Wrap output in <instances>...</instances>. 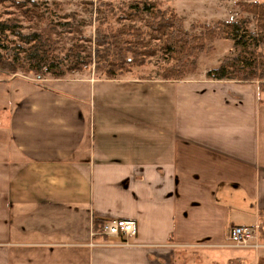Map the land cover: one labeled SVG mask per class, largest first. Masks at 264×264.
<instances>
[{
	"label": "crops",
	"instance_id": "obj_1",
	"mask_svg": "<svg viewBox=\"0 0 264 264\" xmlns=\"http://www.w3.org/2000/svg\"><path fill=\"white\" fill-rule=\"evenodd\" d=\"M210 69L1 79L0 264H264L228 240L264 219V91ZM114 218L129 244H91Z\"/></svg>",
	"mask_w": 264,
	"mask_h": 264
},
{
	"label": "trees",
	"instance_id": "obj_2",
	"mask_svg": "<svg viewBox=\"0 0 264 264\" xmlns=\"http://www.w3.org/2000/svg\"><path fill=\"white\" fill-rule=\"evenodd\" d=\"M105 3H101L104 5ZM5 10L0 13V77L2 80L18 72L36 75L51 74L62 78L66 72L80 70L88 65L92 54L95 70L105 78H117L133 67L145 64L146 57L153 56L157 48L149 47L150 41L157 42L158 50L175 60L162 70L161 79H182L196 69V59L203 52L206 42L216 38L232 41L236 53L226 56L220 64L208 70L206 77L214 80L257 81L259 90L264 91V2L238 0L242 12L251 15L255 31H250V20L217 21L199 36L191 35L183 26L181 18L173 11L161 9L153 0L134 1L127 7L124 17L128 20L145 19L148 27L145 40L139 28L120 27L116 30L102 27L100 21L94 31V48L78 28H72L67 18L74 14L60 15L64 20L48 17L47 8L35 0H0ZM6 14V18H2ZM29 22L36 29L24 33L22 22ZM75 30L79 40L64 49L61 40L65 33ZM259 238L264 239V219L259 214L257 226ZM232 264V263H230Z\"/></svg>",
	"mask_w": 264,
	"mask_h": 264
},
{
	"label": "rangeland",
	"instance_id": "obj_3",
	"mask_svg": "<svg viewBox=\"0 0 264 264\" xmlns=\"http://www.w3.org/2000/svg\"><path fill=\"white\" fill-rule=\"evenodd\" d=\"M20 1V0H18ZM47 8L48 17L54 20H64L60 17L63 14H74L73 17L67 18L72 24V28H78L82 36L90 39V42L85 43L89 49L94 48V31L99 25L100 21L104 20L102 27L105 29H118L122 26L139 28L143 32L145 40L148 39V27L145 24V19L128 20L124 17L127 7L134 1L139 0H35ZM159 4L161 9L173 10L182 20L183 26L191 34L199 36L203 34L209 27H214L217 21H240L243 18L250 20L248 29L255 31V21L251 19V15L242 12L237 5L238 0H153ZM257 1V0H250ZM101 3H105L101 5ZM5 10L3 5H0V13ZM6 14H2V18H6ZM223 19H216V17ZM23 32L27 33L34 29L29 22H22ZM79 34L72 30V32L65 33L61 40V55L67 47L78 42ZM80 41V40H79ZM155 41H150L148 46L157 48L153 56L146 57L145 64L140 67H133L129 72L124 73L118 77L132 75L135 77H158L164 68L175 65V60L169 58V54L158 50ZM236 53L232 41L227 38H216L212 41L206 42L203 52L199 53L196 59V69L193 73L184 76L188 78L199 71L205 70V67L215 68L219 64L217 60L222 61L226 56H233ZM17 75L38 79L53 77L51 74L36 75L33 73L18 72ZM100 71L95 70V58L92 54L91 61L88 65H81L80 70L66 72L63 77H103ZM2 78L0 77V80ZM258 230V229H257ZM259 235V233H258Z\"/></svg>",
	"mask_w": 264,
	"mask_h": 264
},
{
	"label": "built area",
	"instance_id": "obj_4",
	"mask_svg": "<svg viewBox=\"0 0 264 264\" xmlns=\"http://www.w3.org/2000/svg\"><path fill=\"white\" fill-rule=\"evenodd\" d=\"M137 224L131 219H105L93 223L90 230L91 244L127 245L128 238L135 237ZM100 239V240H98ZM98 240V241H96ZM116 240V241H114ZM229 245L234 247H259V235L256 226L232 225L228 231Z\"/></svg>",
	"mask_w": 264,
	"mask_h": 264
}]
</instances>
